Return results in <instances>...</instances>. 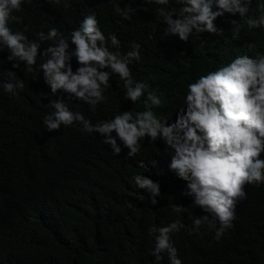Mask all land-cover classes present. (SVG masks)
<instances>
[{
    "label": "trees",
    "instance_id": "16d2710c",
    "mask_svg": "<svg viewBox=\"0 0 264 264\" xmlns=\"http://www.w3.org/2000/svg\"><path fill=\"white\" fill-rule=\"evenodd\" d=\"M65 3L71 6L65 9ZM260 4L264 0H252L243 18L238 13L218 17L214 24L223 29L222 36L193 30L187 42L177 35H165L167 25L157 13L161 7L178 13L179 0H169L167 5L145 4L144 0H60L59 4L23 0L21 10L13 13L22 23L10 20L8 26L38 41L37 33L47 34L51 28L60 32L70 26L75 30L85 16L94 13L105 37L113 33L120 41L117 49L109 40V51L123 56L133 43L140 45V60L128 66L131 78L148 87L133 103L125 97L124 81L108 68L104 70L110 73V87L94 111L86 102L91 112L79 102L69 103L96 125L124 111H145L148 92L156 91L163 103L152 111L171 123L186 108L188 84L227 66L239 55L255 58L256 51L264 54V28H249L246 23L261 15ZM125 5L136 9L127 13L130 19L124 18ZM47 41L40 42L38 53ZM250 43L256 45L255 50H248ZM74 47L69 41V51ZM9 54L0 45V264H154L150 252L158 233L151 229L173 220L182 225L171 235L179 233L173 243L182 264H264V183L244 185L246 198L237 202L232 227L219 240L215 239L218 222L215 227L202 224L203 233L198 235L180 233L193 228L195 219L206 213L192 207V198L182 194L187 182L165 168L170 156L163 155V141L158 138L153 143L145 137L133 157L127 156L128 149L120 142L123 147L115 156L101 134L86 133L82 125L47 131L43 119L55 111L49 101L73 95L63 90L51 94L39 70L46 57L38 55L36 71L29 72L13 68ZM71 67H79L74 57ZM17 79L24 87L16 89V95L3 89V83ZM64 147L68 162L49 180L43 155ZM260 158L264 159V153ZM133 174L159 181L161 195L156 205L146 190H136ZM125 193L131 194L121 200ZM176 207L188 210L177 212Z\"/></svg>",
    "mask_w": 264,
    "mask_h": 264
},
{
    "label": "clouds",
    "instance_id": "9594fccd",
    "mask_svg": "<svg viewBox=\"0 0 264 264\" xmlns=\"http://www.w3.org/2000/svg\"><path fill=\"white\" fill-rule=\"evenodd\" d=\"M22 2L0 0V45L10 52L7 60L13 61V68L33 72L36 71L33 66L37 56L46 57L39 70L51 94L63 90L73 95L49 101L55 111L43 119L47 131L82 125L81 130L86 133L101 134L104 137L102 142L111 147L113 155L117 156L124 146L128 149V157L139 153L140 142L145 137L153 143L159 138L165 145L163 155L170 156V163L165 168L187 182L182 194L192 198V207H199L206 213L195 219L193 228L180 233L198 235L203 233L200 229L202 224L215 227L218 222L215 239L219 240L225 230L232 227L237 202L246 198L244 185L258 187L264 183V159L260 158L264 153V54L256 51L255 58L239 55L227 66L208 72L188 84L186 108L176 113L174 122L169 123V119L157 117L152 111L153 107H161L163 102L156 91H150L144 101L145 111L135 114L124 111L110 121L93 125L88 120L89 116L69 101L79 102L91 112L86 102L94 111L96 105L106 99L103 92L110 87V73L104 69L110 68L124 81L126 99L137 102L148 86L131 78L128 65L133 60H140V45L133 43L132 50L123 56L118 51H109V40L117 49L120 41L113 33L105 37L94 13L85 16L75 30L72 26L60 32L51 28L47 34H36L39 42L29 40L23 32H13L8 26L10 20L22 23L21 17L13 15L21 10ZM52 2L59 4L60 0ZM153 2L167 5L169 0H144L145 4ZM179 3L182 6L178 13L162 7L157 9V13L167 25L163 29L165 35H177L181 41L187 42L193 30L222 36L223 29L218 28L214 21L225 13L233 16L238 13L241 18L245 17L252 0H179ZM63 6L67 9L71 5L65 3ZM259 8L261 15L258 18L246 20L249 28H264V4ZM142 10L148 11V8ZM117 11H121L119 6ZM128 12H136V9L125 5V19L131 18ZM229 22L236 24L235 20ZM45 40H49L43 43L45 49L38 53L40 42ZM69 41L75 46L72 51H69ZM247 47L249 51L256 49L254 43ZM73 57L79 65L76 70L71 67ZM8 74L15 77L12 71ZM2 87L16 95V89H23L24 82L17 79L15 83H3ZM41 96L47 98L43 92ZM68 155L67 147L43 155V159L46 156L44 165L48 169L49 180L67 164ZM133 175L138 186L136 190H146L150 202L156 205V198L161 195L159 181L141 174ZM128 194L131 193H125L121 200ZM174 210L188 209L176 207ZM181 227L179 220H173L167 226L151 229L153 234L158 233L155 235V247L150 252L154 256V264H182L173 243V237L179 233L171 238Z\"/></svg>",
    "mask_w": 264,
    "mask_h": 264
}]
</instances>
